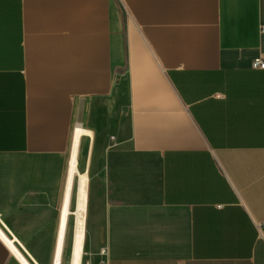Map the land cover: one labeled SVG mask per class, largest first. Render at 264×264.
<instances>
[{"label":"crops","instance_id":"obj_1","mask_svg":"<svg viewBox=\"0 0 264 264\" xmlns=\"http://www.w3.org/2000/svg\"><path fill=\"white\" fill-rule=\"evenodd\" d=\"M258 58L264 0H0V264H71L77 129L80 264H264Z\"/></svg>","mask_w":264,"mask_h":264},{"label":"bare ground","instance_id":"obj_2","mask_svg":"<svg viewBox=\"0 0 264 264\" xmlns=\"http://www.w3.org/2000/svg\"><path fill=\"white\" fill-rule=\"evenodd\" d=\"M83 134L82 130L77 129L74 135V148L71 155L70 167H69V185L70 188L71 181L73 178L76 180L75 188V197H76V211H75V226H74V235L71 247V264H80V258L82 255L81 246L83 241V230H84V219H85V204H86V176L83 173H80L76 167V146L78 141ZM65 206L63 210V222L70 211L68 210L67 205L71 201L69 192L66 193Z\"/></svg>","mask_w":264,"mask_h":264},{"label":"rangeland","instance_id":"obj_3","mask_svg":"<svg viewBox=\"0 0 264 264\" xmlns=\"http://www.w3.org/2000/svg\"><path fill=\"white\" fill-rule=\"evenodd\" d=\"M76 180L74 181V188H73V194H72V200L70 205V216H69V228H68V235L71 236L69 238V246L68 251L71 253V247H72V241H73V235H74V226H75V211H76V197H75V188H76ZM85 221H86V204H85V219H84V232H83V239L85 240ZM83 251H84V245H83ZM82 264H86L84 260H82Z\"/></svg>","mask_w":264,"mask_h":264},{"label":"built area","instance_id":"obj_4","mask_svg":"<svg viewBox=\"0 0 264 264\" xmlns=\"http://www.w3.org/2000/svg\"><path fill=\"white\" fill-rule=\"evenodd\" d=\"M252 68L264 70V60L261 58L255 59L252 63Z\"/></svg>","mask_w":264,"mask_h":264}]
</instances>
